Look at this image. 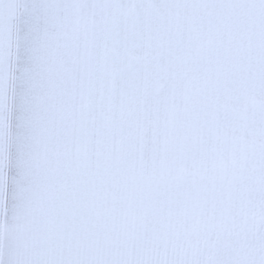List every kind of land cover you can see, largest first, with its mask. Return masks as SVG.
I'll list each match as a JSON object with an SVG mask.
<instances>
[{"label": "crops", "instance_id": "0c3cea01", "mask_svg": "<svg viewBox=\"0 0 264 264\" xmlns=\"http://www.w3.org/2000/svg\"><path fill=\"white\" fill-rule=\"evenodd\" d=\"M163 175L198 212L262 194L264 0H0V264Z\"/></svg>", "mask_w": 264, "mask_h": 264}, {"label": "rangeland", "instance_id": "374dc122", "mask_svg": "<svg viewBox=\"0 0 264 264\" xmlns=\"http://www.w3.org/2000/svg\"><path fill=\"white\" fill-rule=\"evenodd\" d=\"M155 182L157 191L136 188L135 183L142 186L137 181L124 190H108L96 178L91 203L80 197L75 226L59 231L62 258L46 263L264 264L262 183L258 186L256 181L255 187L261 189L253 190L262 194L238 197L241 209L246 210L233 217L213 211L210 205L198 212L192 201H184L182 181L173 185L163 175Z\"/></svg>", "mask_w": 264, "mask_h": 264}]
</instances>
